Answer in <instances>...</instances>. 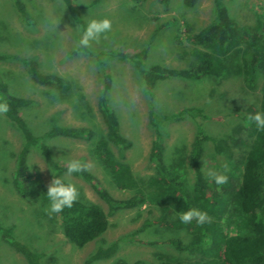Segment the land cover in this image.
<instances>
[{
  "label": "rangeland",
  "instance_id": "obj_1",
  "mask_svg": "<svg viewBox=\"0 0 264 264\" xmlns=\"http://www.w3.org/2000/svg\"><path fill=\"white\" fill-rule=\"evenodd\" d=\"M33 16L27 26L19 17L13 0H0V76L9 93L31 100L21 110L28 128L42 135L52 127H89L95 130L91 142L60 137H47L44 143L53 159L66 164L79 158L91 164L90 172L101 186L116 198L131 193L117 190L111 178L93 155L95 145L105 137V126L98 112L99 98L105 96L116 114L122 134L133 141L125 153L124 162L131 174L146 181L153 173L148 155L154 132L148 121L150 106L161 114L170 115L182 110L197 109L214 117L213 120H169L161 127L166 160H187L190 146L200 123L210 138L219 141L224 150L216 156L210 142L203 144L201 168L204 161L210 169L224 174L223 165L243 168L247 151L255 133L243 128L242 118L250 110L259 112L263 95L260 77L254 89L244 86L239 76L206 77L199 81L168 79L159 82L147 94L133 67L117 58L104 59L100 68L91 54L102 50L119 49L138 52L149 46L146 64L185 69L195 63L190 54L192 45L184 31L189 27L197 32L213 17L214 0H199L193 9L183 0H170L164 8L158 0L137 3L134 0H76L82 7L80 14L86 28L91 20L109 19L111 30L93 41L88 52L77 51V30L60 0H23ZM235 23L255 26L264 20V0H222ZM174 23V24H172ZM152 39V40H151ZM243 47V46H242ZM31 59L42 72L56 74L71 83L66 93L36 85L19 61ZM110 76L105 83L104 75ZM23 145L19 131L0 115V224L10 228L14 236L33 250L42 253V264H84L97 248L116 244V253L109 259L92 264H160L162 257L173 258L181 264H195L200 256L178 252L166 242L180 238L194 239L186 230L171 231L155 224L145 227V221L159 216V207L147 203L133 210L114 213L108 217V229L97 239L77 247L63 235L57 214L45 211L42 196L52 181L50 170L38 150L28 155L33 195L22 199L12 185L15 154ZM40 165L45 167L42 171ZM227 170V171H228ZM206 177V169L202 170ZM192 177V175H191ZM80 191L78 201L99 205L107 213L106 205L91 185L79 177H67ZM234 234L232 231H225ZM127 238V239H126ZM242 250V247L237 249ZM0 264H27L25 259L0 241Z\"/></svg>",
  "mask_w": 264,
  "mask_h": 264
},
{
  "label": "trees",
  "instance_id": "obj_2",
  "mask_svg": "<svg viewBox=\"0 0 264 264\" xmlns=\"http://www.w3.org/2000/svg\"><path fill=\"white\" fill-rule=\"evenodd\" d=\"M60 1L77 30V51L88 52L87 48L79 44L81 30L85 28L80 14L82 7L76 0ZM134 1L143 3L147 0ZM169 1L158 0V3L165 8ZM198 2L199 0H183V5L193 9ZM13 4L21 20L31 26L34 19L23 0H13ZM184 32L188 34L187 39L192 45L190 54L195 60L194 64L185 69L147 65L148 45L134 53L114 48L91 54V57L102 69L106 58H117L130 63L150 97L155 86L168 79L199 81L206 77L234 75L241 77L246 88L254 89L258 79L264 78V20L255 26L240 27L231 18L222 0H214L211 21L197 32H192L189 27ZM12 59L22 64L36 85L61 94L71 89L69 81L56 74L42 72L36 61L18 57ZM109 80L110 76L105 74V83ZM262 88L260 113H264V81ZM0 96L6 97L10 104V111L3 115L4 118L14 125L23 138V145L14 156L12 185L20 198H30L33 195L28 165L30 151L36 149L43 156L52 180L55 178L54 173L64 178L66 164L53 159L44 143L45 138L60 137L91 142L95 138V130L89 127H52L42 135H35L21 115V110L30 106L31 100L9 93L1 76ZM97 108L105 126V137L95 145L94 158L107 172L117 190L131 194L126 198H116L101 186L98 178L90 171L73 174L72 176L91 185L108 211L106 213L99 205L77 200L72 208H65L62 213L57 214L63 235L70 243L83 247L108 229L109 216L119 211L137 209L150 202L159 207V216L153 221H145L144 226L155 224L166 230L189 231L194 235L193 240L184 242L180 238H173L166 243L178 252L200 256L195 264H264V131L257 130L255 123L249 120V116L254 115L255 111L250 110L242 118L243 128L255 133L243 168L231 166L224 173L229 178L228 183L217 186L204 176L201 169L203 144L210 142L216 156L224 148L219 141L207 136L200 123L197 124L186 161L177 159L173 163L167 162L160 133L163 123L172 119L181 120L184 116L195 121L216 118L197 109L164 115L151 105L148 121L154 132V140L148 159L153 173L146 181H142L131 174L129 166L124 162L125 153L132 149L133 141L122 134L119 120L105 96L99 98ZM41 199L46 208L49 204L46 194ZM189 208L206 211L211 222L202 226L195 221L182 224L177 212ZM228 230L234 234L226 233ZM0 241L20 254L27 264H42V253L18 240L10 228L1 224ZM239 247H242L241 251L237 250ZM116 250V244L106 248L99 247L84 264L109 259ZM117 264L124 263L119 261ZM160 264L181 263L173 258L162 257Z\"/></svg>",
  "mask_w": 264,
  "mask_h": 264
},
{
  "label": "clouds",
  "instance_id": "obj_3",
  "mask_svg": "<svg viewBox=\"0 0 264 264\" xmlns=\"http://www.w3.org/2000/svg\"><path fill=\"white\" fill-rule=\"evenodd\" d=\"M111 30V21L107 18L102 20H91L88 22L86 28H82L79 44L81 47H89L93 41H98L101 36ZM10 111V104L6 97L0 96V115H7ZM249 120L253 121L257 130L264 131V113L257 112L249 116ZM204 161L203 169H206V178L214 181L217 186H222L228 183V176L210 169L207 166V161ZM43 171L45 167L40 165ZM224 172H227V165H223ZM91 170V164L79 158H71L66 161L65 176L71 177L76 173H84ZM53 172V171H52ZM54 173V172H53ZM55 178L49 183L46 198L49 201L48 207L45 211L49 216L59 214L65 208H72L75 202L79 199L80 191L75 183L65 182L63 177H59L54 173ZM179 221L182 224H191L195 221L198 225H204L211 222V217L206 211H201L197 208H189L177 212Z\"/></svg>",
  "mask_w": 264,
  "mask_h": 264
}]
</instances>
